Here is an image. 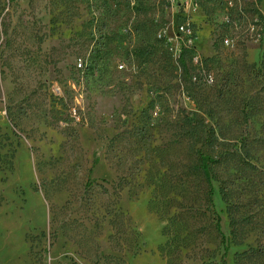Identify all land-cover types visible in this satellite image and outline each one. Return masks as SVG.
Instances as JSON below:
<instances>
[{
  "label": "rangeland",
  "instance_id": "obj_1",
  "mask_svg": "<svg viewBox=\"0 0 264 264\" xmlns=\"http://www.w3.org/2000/svg\"><path fill=\"white\" fill-rule=\"evenodd\" d=\"M0 264H264V0H0Z\"/></svg>",
  "mask_w": 264,
  "mask_h": 264
},
{
  "label": "trees",
  "instance_id": "obj_2",
  "mask_svg": "<svg viewBox=\"0 0 264 264\" xmlns=\"http://www.w3.org/2000/svg\"><path fill=\"white\" fill-rule=\"evenodd\" d=\"M214 162H215V160L214 159H211L210 157H203L202 158L201 165H202V168L204 170V173H205V175H206V177L208 179H209V176H210V174H209L210 164L211 163H214Z\"/></svg>",
  "mask_w": 264,
  "mask_h": 264
},
{
  "label": "built area",
  "instance_id": "obj_3",
  "mask_svg": "<svg viewBox=\"0 0 264 264\" xmlns=\"http://www.w3.org/2000/svg\"><path fill=\"white\" fill-rule=\"evenodd\" d=\"M79 66H80V67L82 66V63H81V62L79 63Z\"/></svg>",
  "mask_w": 264,
  "mask_h": 264
}]
</instances>
